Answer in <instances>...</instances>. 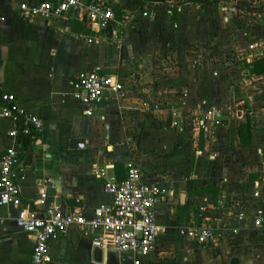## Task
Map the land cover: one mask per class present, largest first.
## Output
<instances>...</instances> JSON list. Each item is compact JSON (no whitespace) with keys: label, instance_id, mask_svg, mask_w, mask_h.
<instances>
[{"label":"crops","instance_id":"1","mask_svg":"<svg viewBox=\"0 0 264 264\" xmlns=\"http://www.w3.org/2000/svg\"><path fill=\"white\" fill-rule=\"evenodd\" d=\"M22 1L36 0H0V156L14 143L5 96L43 131L18 138L22 202L0 207V264H31L20 209L41 213L44 192L89 214L112 201L103 185L130 163L167 188L155 205L157 249L141 264H264V0H173L171 10L168 0H109L116 22L106 29L26 20ZM92 70L124 91L85 115L71 82ZM190 224L214 236L183 237ZM99 234L71 227L53 238L52 264H134L130 252L93 246Z\"/></svg>","mask_w":264,"mask_h":264},{"label":"built area","instance_id":"2","mask_svg":"<svg viewBox=\"0 0 264 264\" xmlns=\"http://www.w3.org/2000/svg\"><path fill=\"white\" fill-rule=\"evenodd\" d=\"M168 1L172 5L173 0ZM172 8L173 5L170 10ZM17 14L29 21L76 18L100 29H106L116 22L109 0L22 1ZM150 14L147 9L142 11L143 16ZM71 91L82 105L84 114L90 115L108 98L111 91L123 95L124 86L110 75L92 70L75 77L71 82ZM4 98L7 105L1 107V114L11 118L14 123L9 132L14 143L0 156V207L18 206L22 202L20 185L25 180V171L19 164L18 138L37 136L43 131V123L38 115L20 109L13 95ZM103 188L112 195V201L93 208L89 214L79 208L65 212L51 202L44 192L37 200L41 213L34 208H23L17 212L15 225L34 234L31 264H52L50 241L66 235L71 227L83 231H102V234L93 237L92 245L112 248L121 254L130 252L134 255V264H141L144 257L156 251L160 227L156 222L155 205L160 195L167 193V188L146 181L141 168L135 163L128 164L123 179L109 178ZM3 222L4 216L0 211V224ZM259 223L257 219L255 224ZM179 231L183 237L198 243L214 236L212 228L202 225L181 226Z\"/></svg>","mask_w":264,"mask_h":264},{"label":"water","instance_id":"3","mask_svg":"<svg viewBox=\"0 0 264 264\" xmlns=\"http://www.w3.org/2000/svg\"><path fill=\"white\" fill-rule=\"evenodd\" d=\"M83 143V139H73L72 141H70V145L71 147H76V146H81V144Z\"/></svg>","mask_w":264,"mask_h":264},{"label":"trees","instance_id":"4","mask_svg":"<svg viewBox=\"0 0 264 264\" xmlns=\"http://www.w3.org/2000/svg\"><path fill=\"white\" fill-rule=\"evenodd\" d=\"M260 63H262V65H263V64H264V61H262V62H260ZM258 67H259V66H258ZM256 70H257V71H262L263 68H260V69H259V68H256ZM4 100H5V99H4ZM5 103H6V100H5ZM6 105H7V103H6ZM27 137H28V136H27ZM26 140H27V139H26ZM26 140H25V141H26Z\"/></svg>","mask_w":264,"mask_h":264}]
</instances>
